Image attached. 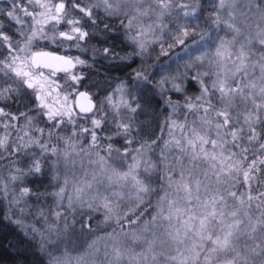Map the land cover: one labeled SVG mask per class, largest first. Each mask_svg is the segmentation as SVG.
<instances>
[{"label":"snow or ice","instance_id":"obj_1","mask_svg":"<svg viewBox=\"0 0 264 264\" xmlns=\"http://www.w3.org/2000/svg\"><path fill=\"white\" fill-rule=\"evenodd\" d=\"M238 2L11 0L0 11L8 21L5 28L0 20V159L23 153L26 167H13L8 182L37 185L12 195L3 219L23 226L21 205L31 197L37 203L53 197L58 209L47 236L26 230L33 256L47 255V264H264V0H246V27L237 22ZM93 39L102 46H91L90 59L57 54L73 47L86 53ZM98 61L129 71L125 79L106 76L107 86L100 80L84 85L107 93L94 105L88 91L78 90L86 73L75 70L91 71ZM59 72L70 85L56 81ZM157 96L168 114L145 139L138 117ZM178 113L182 122L172 118ZM89 115L90 127L77 124ZM105 125L115 130L99 134ZM50 186L57 190L48 192ZM8 187L0 178L5 199ZM125 199L134 206L121 212ZM17 208L21 215L14 219ZM101 211L100 223L114 221L118 231L81 245L76 256L48 251L64 237L94 235V214ZM37 215L48 219L43 209ZM9 247L13 264H32L29 249Z\"/></svg>","mask_w":264,"mask_h":264},{"label":"trees","instance_id":"obj_2","mask_svg":"<svg viewBox=\"0 0 264 264\" xmlns=\"http://www.w3.org/2000/svg\"><path fill=\"white\" fill-rule=\"evenodd\" d=\"M11 3V0H10ZM205 3H207V0H205ZM208 14V13H205ZM5 19V18H4ZM165 23H167V19L164 20ZM223 31V30H221ZM222 33H225L224 31ZM166 38V37H165ZM98 47H101L102 45H99L98 42H96ZM167 45H165L166 47ZM47 50L51 51L54 50V48H46ZM119 50V49H118ZM156 50L159 51V45L156 46ZM254 52L259 53V51H257V49H253ZM58 53L64 54V55H69L71 56L72 54L69 51H64V50H59ZM153 56H155V54H153ZM153 61L149 60L147 61L148 64H151ZM139 64V61L137 60V65ZM137 65H133V67H136ZM77 73L80 71H84L86 73L87 78L83 81V84L81 86H79V89H86V90H93V87L90 88H86L84 87V85H88L93 81L96 80H100L102 82V85L107 86V81L105 80L106 76H116L119 77L120 79H125V72L129 71L128 69H125L124 71H117L114 68L108 67L106 62H97L95 67L91 70L88 71L86 69H80L77 68L75 70ZM47 74V72H46ZM194 74V73H192ZM56 81L61 84V85H65V82L68 81V84H71V81L68 80V76L63 73V72H59L57 73V77H56ZM118 83V81L113 82L112 83V87H115V84ZM68 90H71L70 88H68ZM108 91H111V88L108 89ZM197 89L195 87L190 88L189 89V94H194L196 93ZM61 93V97H62ZM106 92H102L100 95L103 97L104 95H106ZM168 93H165L164 98L166 99L168 97ZM98 96V95H97ZM96 96V98H97ZM177 97L173 96V100H176ZM156 101H160V97L157 96L155 98V100H153L152 102V106L150 108H148L144 113H141L140 118H145L147 117L149 119L150 123H153V127H155L156 125L162 123L164 117L168 114L167 112L164 111L163 107H162V101H160V103H157ZM28 107H33V105L29 104ZM17 108V105L13 104L11 110L15 111ZM20 111H25L26 109L21 106L19 108ZM32 115H35L36 113L33 112L31 113ZM179 117H181L182 120H184V115L182 113H178L177 114ZM91 115H89L88 117H90ZM111 119V117L109 118ZM189 121H191L193 119V117L189 116L188 117ZM21 124L24 123L23 120L20 121ZM36 126L38 127H44L45 124L43 122L37 121L36 122ZM72 126L68 125V131H71ZM109 128L111 129V131H114V126H109ZM60 134H64L63 132ZM101 135H110L111 132L110 131H104L103 133H99ZM159 128L156 127V135H159ZM167 131H165L164 134V138L167 139ZM145 137V136H144ZM14 138V137H13ZM152 138H155L154 136ZM147 139V138H145ZM90 142V135L87 136L84 141H82V143L84 145L87 146V143ZM101 143H103L105 146L107 145V141H101ZM162 143V142H161ZM121 141L120 142H116L115 146L116 147H120ZM136 146V145H134ZM35 149H30L29 151H33ZM3 151V150H1ZM23 153H21L20 155H22ZM157 156H158V150H157ZM20 155L17 156H13L11 158L8 157L7 153H4V159H0V166L1 165H5V167L8 168V166L13 165L12 161L15 160L18 163L20 161H23L24 158H20ZM54 159V158H53ZM1 168V167H0ZM44 184H48V180L44 181ZM10 187H14V189L16 191H18L21 187L24 186H30L33 188V190L35 191L37 189V185L33 184V185H26V184H21L19 182H16L15 184L10 183L9 185ZM19 188V189H18ZM39 190L40 191H44V187L41 185L39 186ZM48 192H52L51 191V186L47 188ZM153 202H155V197H153ZM23 205H28L29 208V212L28 214L30 215H34V212L37 211L38 209H49L50 210H58L56 208V203L54 201L53 197H48L46 200L45 199H41L39 201V203H37L36 198L35 197H31L27 199V203L26 204H22ZM134 203H129L126 199L120 202V207H121V212L127 211L128 208L133 207ZM147 205H145L146 207ZM143 209H141L142 211ZM16 211V209H15ZM8 213V211H6L5 208V201L3 199V197L0 196V264H13V254L15 252L14 248H10L9 245H17L20 248L23 249H29L28 255H29V259L32 261V264H47V255H43V259H41L38 256H33L32 255V251L30 249V241H32V236H30L29 234H27V236L25 235L26 233V228L24 227L23 230L21 228V226H17L14 223H10L7 220L3 219V217ZM19 212L17 213L16 211V217H18ZM96 216V219L93 221V228H96V225L99 224V229L95 231L94 235L88 236V237H84V241H82L83 243L86 241V239L93 237L95 239V237L98 236H106L108 233L113 232V229L115 228L117 231L119 230L118 226L115 225L114 221L112 222L111 226L109 225H105L103 223H100L103 220V211H101L100 213L94 214ZM14 217V219L16 218ZM25 217V216H24ZM52 219L55 220L54 216L51 217ZM30 221L29 218H26ZM86 219V218H85ZM68 220L69 223H71L72 217L71 215L68 216ZM32 222H38L40 224H44V226H48V222L44 217H39L38 218L34 215ZM61 224V223H60ZM63 227V226H60ZM80 225L77 224L76 228L79 229ZM40 240H36L33 241V243H37ZM104 241H100L99 242V247L101 248V258L103 256V248H104ZM49 246V245H48ZM47 246V247H48ZM53 247V248H52ZM50 246L48 247V251L51 252L53 255H60L61 253L64 252L63 249H59V251H57L56 248H54V246ZM135 251H140L139 248H136Z\"/></svg>","mask_w":264,"mask_h":264},{"label":"rangeland","instance_id":"obj_3","mask_svg":"<svg viewBox=\"0 0 264 264\" xmlns=\"http://www.w3.org/2000/svg\"><path fill=\"white\" fill-rule=\"evenodd\" d=\"M10 5H11V3H10V0H0V11H6L9 7H10ZM246 12V0H239V2H238V4H237V22H238V24H240L242 27H246V23H245V17H244V15H242V13H245ZM5 18V19H4ZM71 18V17H70ZM0 20H2L3 22H4V27L5 28H7V26H8V21H7V18L6 17H4V16H0ZM29 23L31 22V21H28ZM151 21H148V20H145V21H143V23H145V24H147V23H150ZM164 22V21H163ZM168 22V21H167ZM165 23V22H164ZM252 23V25H253V30H254V26H255V21H252L251 22ZM14 28H15V25L13 24V30H14ZM66 28H67V26L66 25H64V26H62L61 27V29L60 30H66ZM223 31H220L219 32V35L220 36H225V33H222ZM245 36H247V31H245ZM157 35H159V32H157ZM151 38H153V37H149V39H151ZM167 38V37H166ZM228 39H231L232 37H231V34H229L228 35V37H227ZM96 42H97V40L96 39H93V40H91V41H89V43L88 44H85L84 46L85 47H87L89 50L86 52V53H82L81 51H79V50H77L76 48H72L69 52L72 54L71 56H73V57H75V56H80L82 59H90V57L92 56V52H91V46L92 45H96L97 46V44H96ZM240 43H243V39L241 38V40L239 41ZM50 48H55V46H52V47H50ZM45 50H47V49H45ZM60 50H64L63 48L62 49H60ZM177 51H179L178 49L177 50H174L172 53H171V55H173V57H175V55H176V52ZM60 54V53H59ZM257 55H259L258 53H256ZM63 55V54H62ZM194 55H198V53H194ZM180 63L182 64V63H184V61H180ZM102 86H104V85H102ZM88 92L90 93V95L95 99V105L96 104H98V102L100 101V100H102L103 99V97L100 95L102 92L101 91H99L98 90V88L97 87H93V90L91 89V90H88ZM98 95V96H97ZM62 96H63V94H62ZM96 96H97V98H96ZM140 116H141V114L139 115V117H138V121L139 122H142L144 125H145V131H144V133H142V135H143V137L144 138H148V134H149V132L151 131V128H153V123H150L149 122V119L147 118V117H145V118H140ZM98 118V117H97ZM173 119H176V120H178V121H180V122H182L183 120L181 119V117H179L178 115H176V116H174V117H172ZM91 119H92V116H90V117H88V119H87V122H85V120L81 117L80 119H78L77 120V124L79 125V126H82V127H90L91 126ZM71 126V125H70ZM109 126H111V125H105V128H106V130L105 131H107V129H109ZM178 131V130H177ZM0 134H2V133H0ZM65 134V133H64ZM64 134H61V135H64ZM134 134H135V130H134ZM167 139H168V136H167ZM121 143H122V141H121ZM84 146H86V145H84ZM136 146H138V145H136ZM1 151V150H0ZM18 157V156H17ZM20 158L22 159V158H24V156H23V154L22 155H20ZM85 163H87V161H85ZM1 168H0V178H3L4 179V181L6 182V183H8L9 185H10V182H8V176L10 175V172L12 171V169H13V167H20V168H24V167H26V164L23 162V161H20L19 163L17 162L15 165H11V166H8V168L7 167H5V165L3 164V165H1L0 166ZM62 167V166H61ZM52 174H54V173H50V176L52 175ZM78 175H82V173H78ZM63 179H64V176H63V170L61 171V180H60V182H61V184L63 183ZM53 184H55V182L53 181L52 182ZM19 189V188H18ZM57 189L55 188V187H51V191L53 192V191H56ZM69 191L71 192V188L69 189ZM8 192H9V198L8 199H5L4 197H3V195L2 194H0V196L1 197H3V199H4V201H5V208H6V211H8V208H9V200L12 198V195H16V196H18L19 195V190L18 191H16L15 189H14V187H8ZM54 201H55V203H56V200H55V198H54ZM65 204H67V200L65 199ZM21 207H24L25 209H26V212L24 213V216L26 217V218H29L30 219V221L28 220V219H25V217H23V221H22V225L23 226H21V228H22V230H23V228L25 227L26 228V230L27 229H31V228H33V227H35V228H37V229H39V230H41V231H45L46 229H47V227L48 226H44V224H40V223H38V222H32V220H33V217H34V215L38 218V212L40 211L39 209L37 210V211H35L34 212V215H30V214H28V212H29V208H28V205H21ZM51 208H49V209H46V210H44L45 211V213H46V215L48 216V219H47V222H48V225L49 224H51V223H53L54 222V219H52L51 217L53 216L52 215V213H54L55 211L54 210H50ZM16 211H17V213L19 212V209L17 208L16 209ZM18 215V217L21 215L20 214V212H19V214H17ZM40 217V216H39ZM17 218V217H16ZM55 218V217H54ZM61 224H60V226H63V221H61L60 222ZM61 228H63V227H61ZM28 234L30 235V236H32V234L30 233V232H28ZM45 236H47V232L45 231ZM35 239L37 240H40L41 239V237H40V235L39 234H36V236H35ZM51 239L53 240V241H55L56 240V236H55V234H53L52 235V237H51ZM84 239V236H79V237H76V236H73V237H64L63 238V240L59 243V244H56V243H52V244H49V246L48 247H52V246H54V248H58V249H63L64 251L65 250H67L72 256H76V255H78L81 251H83V248L81 247V245H85L86 246V244L88 243V242H90L92 239H94L93 237H90V238H88V239H86V241L83 243L82 241H84L83 240ZM70 241V242H69ZM53 248V247H52ZM75 249V250H74Z\"/></svg>","mask_w":264,"mask_h":264},{"label":"water","instance_id":"obj_4","mask_svg":"<svg viewBox=\"0 0 264 264\" xmlns=\"http://www.w3.org/2000/svg\"><path fill=\"white\" fill-rule=\"evenodd\" d=\"M59 55H62V54H59ZM78 90H79V91H87L86 89H78ZM89 94H90V93H89ZM90 96H91V95H90ZM75 99H76V97L73 96V97H72V100H75ZM91 99H92V104L95 105V100H94V98H93L92 96H91ZM80 103L87 105L88 101L85 100V99H83V98H81ZM75 111L79 112V109L77 108V109H75Z\"/></svg>","mask_w":264,"mask_h":264},{"label":"flooded vegetation","instance_id":"obj_5","mask_svg":"<svg viewBox=\"0 0 264 264\" xmlns=\"http://www.w3.org/2000/svg\"><path fill=\"white\" fill-rule=\"evenodd\" d=\"M57 54H59V53H57ZM61 54V53H60ZM64 55V54H63ZM95 100V99H94Z\"/></svg>","mask_w":264,"mask_h":264},{"label":"bare ground","instance_id":"obj_6","mask_svg":"<svg viewBox=\"0 0 264 264\" xmlns=\"http://www.w3.org/2000/svg\"><path fill=\"white\" fill-rule=\"evenodd\" d=\"M88 91V90H87Z\"/></svg>","mask_w":264,"mask_h":264}]
</instances>
